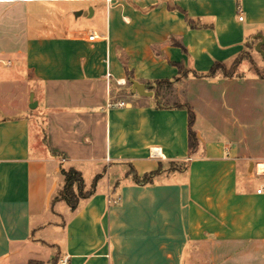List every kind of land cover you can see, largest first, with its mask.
<instances>
[{
  "label": "crops",
  "instance_id": "crops-1",
  "mask_svg": "<svg viewBox=\"0 0 264 264\" xmlns=\"http://www.w3.org/2000/svg\"><path fill=\"white\" fill-rule=\"evenodd\" d=\"M259 33L264 0H0V264H264V136L249 120L264 81H175L232 65ZM165 81L175 105L152 89ZM13 83L33 100L44 87L40 154ZM178 105L203 113L193 155ZM69 169L86 193L101 176L75 210L58 199Z\"/></svg>",
  "mask_w": 264,
  "mask_h": 264
},
{
  "label": "rangeland",
  "instance_id": "rangeland-1",
  "mask_svg": "<svg viewBox=\"0 0 264 264\" xmlns=\"http://www.w3.org/2000/svg\"><path fill=\"white\" fill-rule=\"evenodd\" d=\"M254 43H249L248 47L246 48V52L244 54V56L238 61V63L234 66H228L225 68V70H220L218 71V75L217 77L223 78V79H228L231 80L229 78H226L225 76H229V77H243L245 74L246 75H250L252 76V74H255L257 78L258 75L261 76V78H259V80L264 81V59L262 58V56L258 53L255 52L254 50ZM264 50V48H263ZM253 64V66H252ZM6 68L5 67H1L0 71H5ZM244 72V73H243ZM1 73V72H0ZM3 74V73H2ZM6 77H13L18 79L19 76L18 74H15V76L13 74H3ZM23 77V76H22ZM22 77H20V79H22ZM250 78V77H249ZM12 79V78H11ZM188 79H192V80H196L198 78L194 77L192 74H184L177 82H182L184 80H188ZM251 81V78L249 79ZM17 81V80H15ZM22 81H20L21 83ZM17 84L15 85L14 83V94H17L19 96H22L29 99H31V91L28 92V88H26L24 85H20ZM22 84V83H21ZM26 86L29 87V83H26ZM13 87L12 84L9 85V89L11 90ZM7 89V86L5 87ZM35 87H32V89ZM36 88L38 89L39 93L38 96L35 97L36 101L37 99H42V95L44 94V87L43 86H36ZM153 91H155L156 95L158 96V102L160 105L163 106H171V105H175L177 100L179 101L181 99V92L179 91L178 87H175V84H171L170 86L167 85H163V86H158V85H154L153 86ZM5 90V89H4ZM113 90V89H112ZM114 89V92L116 93V95L119 96L120 99H125L126 97L129 98L130 96V92H131V84L127 83V85L121 89ZM180 92V93H179ZM26 94L28 96H26ZM258 97V98H257ZM257 97L255 95V101H254V108H253V113L251 112V114L249 115V120L253 119L254 121V126H255V134L259 135L261 138L264 136V126H262V130L260 133H258V131L260 130L261 125H264V91H258L257 92ZM37 98V99H36ZM252 105V103H250V106ZM202 109L204 110V107L202 106ZM41 111V112H40ZM30 117L32 119V124L34 125L33 127V151L40 154L41 150H43V146H46V141L44 140L45 136H46V124H47V119H46V115H45V111L42 112V109H35V110H30L29 112ZM196 117L200 116V114H203L200 111V114L196 113ZM231 119H233V116L231 117ZM217 120H220L219 117H217ZM206 118L203 117L202 119H198L197 124L199 126H207L208 124L205 122ZM260 125V126H259ZM197 127V126H196ZM39 150V152H37ZM183 165L181 166H175L177 169H181ZM93 179V178H92ZM90 180H91V176H90ZM92 184L90 185V191H92Z\"/></svg>",
  "mask_w": 264,
  "mask_h": 264
},
{
  "label": "trees",
  "instance_id": "trees-1",
  "mask_svg": "<svg viewBox=\"0 0 264 264\" xmlns=\"http://www.w3.org/2000/svg\"><path fill=\"white\" fill-rule=\"evenodd\" d=\"M189 21V20H188ZM245 52L240 55V57H238L232 65L230 66H234L238 63V61L244 56ZM253 66V64H252ZM228 67L226 64L223 63H215L214 66L212 67V69L205 73V74H199L196 72H190L188 70L182 69L180 70V78L185 74H192L194 77L198 78V79H214L217 77L218 75V71L220 70H225V68ZM226 78L229 79H234V78H241V77H229V76H225ZM259 78H261L260 75H258ZM180 78L176 79L175 81H178ZM171 84H173V82H158L155 85L158 86H163V85H167L170 86ZM176 108H184L187 110L188 115H189V127H190V131H189V152L190 155H193L198 147L199 141L197 139L196 134L193 131V125L196 119V114L194 109L189 106V105H178L175 106ZM159 171L152 173V174H148L145 175L143 177H139L138 175L134 174V181L137 184L140 185H151L154 183V179L159 175ZM62 176L64 178V188L63 191L60 194V199L61 201H65L72 210H75L79 204L80 199H84V198H88L89 196L93 195L97 182L100 179L101 176H98L95 181L94 184L92 186V191L90 192H85V183H84V179L83 176L81 174V172L75 170V169H69V170H62ZM29 264H43L40 262H30ZM55 264V263H53Z\"/></svg>",
  "mask_w": 264,
  "mask_h": 264
},
{
  "label": "water",
  "instance_id": "water-1",
  "mask_svg": "<svg viewBox=\"0 0 264 264\" xmlns=\"http://www.w3.org/2000/svg\"><path fill=\"white\" fill-rule=\"evenodd\" d=\"M86 16L87 14L85 13H82V12H79L76 14V16L80 17V16ZM254 40H259L258 44L256 45L255 47V51L258 52L264 59V36L259 33L257 34L255 37H254ZM132 85H133V90H134V93L138 94L139 96H143V97H152L153 96V93L151 91H148L151 89V87H147L143 84H140L138 82H135V81H131ZM33 95H31V104H30V109L32 110H35L37 107H38V104L37 102H34L33 100Z\"/></svg>",
  "mask_w": 264,
  "mask_h": 264
},
{
  "label": "built area",
  "instance_id": "built-area-1",
  "mask_svg": "<svg viewBox=\"0 0 264 264\" xmlns=\"http://www.w3.org/2000/svg\"><path fill=\"white\" fill-rule=\"evenodd\" d=\"M240 21H243V17H240ZM124 104L123 103H121L119 106H123ZM262 192V190H260V191H258V193H261ZM68 262H69V259L67 258V259H65V260H62L60 263L61 264H68Z\"/></svg>",
  "mask_w": 264,
  "mask_h": 264
}]
</instances>
